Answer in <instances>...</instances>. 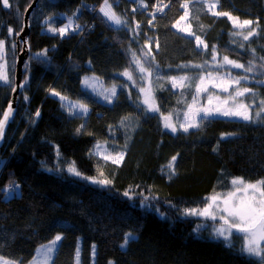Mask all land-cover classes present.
<instances>
[{
    "label": "trees",
    "instance_id": "trees-1",
    "mask_svg": "<svg viewBox=\"0 0 264 264\" xmlns=\"http://www.w3.org/2000/svg\"><path fill=\"white\" fill-rule=\"evenodd\" d=\"M212 1L218 13L253 21L255 34L244 40L248 31L212 15L202 0H109L124 21L119 26L100 8L91 19L89 9L103 0H38L29 18L24 87L0 148V256L28 264L38 247L61 236L51 264H76L78 249L79 264H264L243 251V235L219 240V223L188 214L231 190L234 178L264 180V122L202 118L187 131L182 124L189 107L205 106L212 93L197 91L200 78L229 71L219 64L225 56L253 66L231 72L262 81L247 87L264 97V0ZM31 3H0L9 77L0 80V119ZM186 3L192 36L176 29ZM76 9L74 25L91 24L82 36L42 32ZM138 60L151 79L156 114L142 104ZM88 76L117 89L112 103L83 89ZM182 77L185 84L174 87L173 79ZM51 92L89 112L66 107ZM167 115L174 117V135L163 129ZM99 143L119 161L94 154Z\"/></svg>",
    "mask_w": 264,
    "mask_h": 264
},
{
    "label": "rangeland",
    "instance_id": "rangeland-1",
    "mask_svg": "<svg viewBox=\"0 0 264 264\" xmlns=\"http://www.w3.org/2000/svg\"><path fill=\"white\" fill-rule=\"evenodd\" d=\"M202 3L205 6V8L212 15H214L213 12L218 11V3L216 1L202 0ZM212 3L217 4V7L215 9L209 8V4H212ZM102 4H103V2L101 3V6H102ZM184 5H187V7H184ZM184 5H183V9L185 11V16L176 24V29L181 34H183L184 36H192V35H189V33H191V27L189 24V4L186 3ZM78 11H79V9H76L73 13H71L69 15L62 14L60 17L63 21L59 25H56V23L53 22L48 27L43 28L42 32H46L49 34H57L61 37L67 36V34L69 32L74 30L75 17L77 16ZM214 16L215 17H226L228 19L227 16H221V15H214ZM229 21L233 27V22L231 20H229ZM239 21L242 22V20H239ZM66 25L68 26L67 28H65ZM113 25H115V24H113ZM115 26H119V25H115ZM233 28L237 31H248L249 30L247 27L246 28L233 27ZM49 29H53V30L50 31ZM59 29H65V32L63 35L60 34V32L58 31ZM4 55H5V53H4ZM137 62H138L137 67L139 69H140V66L144 67L143 63L140 60H138ZM219 64L222 65L221 69H228L229 71L224 72L220 76H218V75H211V76L205 75V76H203L204 77L203 83H201V80L199 81L198 85H200L202 92L211 91L212 93L210 95L208 94V98L206 100L205 106H203L201 108L196 107V106H191L185 112V114H183L182 124L185 128H195L197 126L199 120L202 118L245 121L238 116L221 115L220 111H223L224 109L230 108L233 106V100L230 98V93L234 95L235 90L238 88L247 87V85H251L253 83H257L258 85H263V82L257 81L256 79L253 78L252 74L249 75L250 73H247L246 76L244 75L245 77H247V79H241L239 85H235V86L229 88L228 92H224L221 90V84L222 83L226 84L231 80H236V79L241 78V76L234 75L231 71H235L238 73H246V71H245V68H234L231 65L224 63L223 58L219 61ZM0 65H6L4 59L0 60ZM144 69L146 70L145 67H144ZM5 70H6V67H5ZM139 73H140L139 89H140V93L142 94V99H141L142 104L145 107L148 114H151V115L156 114V110L155 111L149 110V106H151V108H153V109H156V100H155V96L153 94L154 88L152 86L151 79L149 77H147V75H145V71L142 73H141V71H139ZM254 75H257V74H254ZM175 81H176V87H178V88L181 87L183 84H185V79H183V80L175 79ZM214 85H216V86H214ZM244 85H246V86H244ZM82 87L86 91H89L93 94H97V96L99 97V99L101 101L109 103V104L113 102V100L117 94L116 88L105 86L101 80H99L98 78H96L94 76L85 77L83 79V82H82ZM142 88L144 89L143 92L141 91ZM205 88L207 89L206 91L203 90ZM249 89H251V88H249ZM219 95H221V96H219ZM50 96H52L53 98H56L62 104H64L66 107H68L72 110H76V111H79L82 113H88L89 112V110L87 108H86L87 109L86 111L81 110V108H80L81 105H79L73 101H70L66 98L61 99V96H59L57 94L53 95V92L50 93ZM146 98L148 99L147 104L144 102ZM237 99H238V101L243 102V103L251 106L248 109L249 115L252 117L251 120L264 122V113H261L260 117L256 116V112L259 111V108L261 106L260 101L264 100V97L260 93L254 92L251 89V92L246 93L245 96L238 97ZM218 109L220 111H217ZM165 118H167V119H165ZM173 118H174L173 115L161 116V122H162L163 129L166 132L174 135L177 133V128L175 126ZM166 123L169 124L170 127L166 128L165 127ZM190 125H192V126H190ZM172 127H175L176 130L172 131ZM97 145H101V148L97 149ZM93 152H94V154H96L102 158L104 157L108 160L119 161V156L112 155L110 153V151L107 149L105 143L96 144V146L93 149ZM233 192L235 193L236 197H242L244 195L243 192L237 191L236 186H233V184L231 183V190L227 191L226 193H220V194L214 195L213 197H216L217 199L215 201H212L210 199V201L208 203V204L211 203L213 205L211 212H214L216 214L217 219L213 220L210 218V216L204 215V216H206L205 218H210V220H213V221L219 223L217 225L215 231H214V235L217 239L223 240V241H229L235 235H241V236L243 235L244 236L243 233L236 232L235 229H232L230 233L226 231L225 234L228 236V239H225L224 236L219 235L216 231L220 227L226 228V226H224L222 224V220L220 219V217L222 215H225V214L217 211V206H219L220 208H223L224 207V204H223L224 199H226L228 197L229 193H233ZM257 195H259V194L257 193ZM233 202H235V201H233ZM53 240H51V241H53ZM50 242H48L42 246L50 245ZM60 242H61V239L56 242V245L54 246V250L50 253H47V254H46L45 249L42 246L38 247L36 252H35L34 258L28 264H51L53 259H54L56 250H57ZM250 256L257 257L254 255H250ZM79 262H80V255H79V249H78V251L76 253V264H79ZM110 264H113V263L111 262Z\"/></svg>",
    "mask_w": 264,
    "mask_h": 264
},
{
    "label": "snow or ice",
    "instance_id": "snow-or-ice-1",
    "mask_svg": "<svg viewBox=\"0 0 264 264\" xmlns=\"http://www.w3.org/2000/svg\"><path fill=\"white\" fill-rule=\"evenodd\" d=\"M0 3L3 4L4 8L10 7L9 0H0ZM184 7H187V5H184ZM216 7V3L209 4L210 9H215ZM100 12L103 13V15L115 25H120L124 23L120 16H118L114 11H112V5L109 4V0H103V4L100 7ZM213 14L227 16L228 19L233 22V27H247L249 30L247 34L243 36L244 40H248L250 36L255 34V29L251 27V25L253 24V21L251 20H244L241 22L238 18H235L229 13L224 12H213ZM67 27L68 26L66 25L65 28ZM49 30L52 31L53 29ZM8 31L11 34L13 29L9 28ZM58 31L61 35H63L65 29H59ZM189 35H192V33H189ZM196 39L199 43H203V41H200V38L198 36L196 37ZM4 45L5 42L3 40H0V60L4 59ZM205 47L207 46L205 45ZM215 59L216 57L215 55H213V60ZM223 60L224 63L229 64L234 68H245L244 65H241L235 62L234 60H230L228 56H225ZM194 67H200V65H195ZM252 70L253 66L251 65L245 68V71L247 72H251ZM140 71H145L143 66H140ZM122 74L131 79V76L127 71ZM209 76H211V73H209ZM183 79H186V77L181 78V80ZM241 79H247V77H241L240 79L231 80L226 84L222 83L221 90L224 92H228L229 88L235 85H239ZM0 80H3L5 83L9 82V77L7 75V72L5 71V65H0ZM200 80L201 83H203L204 77H201ZM173 86H176L175 79H173ZM203 90L206 91L207 89L205 88ZM141 91L143 92L144 89L142 88ZM197 91H201L200 85H197ZM249 92H251V89H249L248 87L236 89L234 95L230 93V98L233 100V106L230 108H226L223 111H220L219 109L217 111H220V114L224 116H238L245 121L251 120L252 117L249 115L248 112V109L251 106L240 102L237 99L238 97L245 96V94ZM53 95H56V93H53ZM61 99H63V97H61ZM144 102L147 104L148 99L146 98ZM260 105L261 106L259 108V111L256 112L257 117H260L261 113H264V100L260 101ZM80 108L83 111L87 110L86 107L83 105H81ZM149 110L155 111L156 109H153L151 108V106H149ZM8 117L9 112H5L4 119L0 120V131H2L3 124L7 121ZM165 127H170V125L166 123ZM175 130V127H172V131ZM184 130L187 131V128H185ZM100 148L101 145H97V149ZM172 159L174 161L175 157H173ZM168 167L171 168L172 164L170 163ZM68 170L73 174L80 175V173L76 171L74 167H70ZM232 184L233 186H236L237 191L243 192L244 195L242 197H236L234 192L229 193L228 197L223 201L224 207L220 208L219 206H217V211L225 214L222 215L220 219L222 220V224L226 226V228L220 227L216 231L219 235L224 236L225 239H228V236L225 234L226 231L230 233L232 229H235L236 232L243 233L245 240L243 251L247 252L250 255L260 257L261 260H264V246H262V242H264V187H262L264 186V180L257 181L256 183H250L244 181L242 178L237 177L232 180ZM257 193L259 195H257ZM125 195H127V193H125ZM210 199L212 201H215L217 198L212 197ZM212 207L213 205L210 203L203 210L199 212L190 211L188 214L208 215L211 219L216 220V214L214 212H211ZM130 235L131 234H129V236ZM60 239V236H56L55 239L50 242V245L42 246L45 249L46 254L54 250L56 242ZM125 242H127V238ZM0 264H16V262L7 260L4 257L0 256Z\"/></svg>",
    "mask_w": 264,
    "mask_h": 264
},
{
    "label": "water",
    "instance_id": "water-1",
    "mask_svg": "<svg viewBox=\"0 0 264 264\" xmlns=\"http://www.w3.org/2000/svg\"><path fill=\"white\" fill-rule=\"evenodd\" d=\"M38 0H32L31 5L25 12L24 18H23V28L21 33L17 37L16 45H17V60L15 65V75H14V83H13V89L11 92V98L10 102L6 106L1 119H4V113L9 112V117L7 121L3 124L2 131H0V148L3 144L4 138L6 136V133L8 131V128L10 124L13 122L16 112H17V105H18V99L20 94L22 93L24 84H23V67L27 61L28 58V46H27V38L29 36V18L34 10V8L37 5Z\"/></svg>",
    "mask_w": 264,
    "mask_h": 264
},
{
    "label": "built area",
    "instance_id": "built-area-1",
    "mask_svg": "<svg viewBox=\"0 0 264 264\" xmlns=\"http://www.w3.org/2000/svg\"><path fill=\"white\" fill-rule=\"evenodd\" d=\"M99 7L100 6H96V7H91L90 8V11L92 12V17L91 19L93 18V16L95 15V13L99 10ZM91 28V24L90 23H87L86 25L84 26H76L75 29L80 33V36H82L87 30H89Z\"/></svg>",
    "mask_w": 264,
    "mask_h": 264
}]
</instances>
